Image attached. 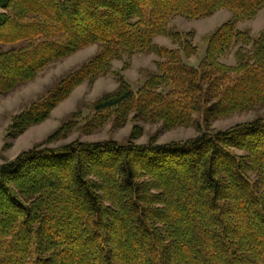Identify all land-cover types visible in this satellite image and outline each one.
Masks as SVG:
<instances>
[{
  "label": "trees",
  "instance_id": "16d2710c",
  "mask_svg": "<svg viewBox=\"0 0 264 264\" xmlns=\"http://www.w3.org/2000/svg\"><path fill=\"white\" fill-rule=\"evenodd\" d=\"M220 9L233 17L206 37L200 64L187 63L195 32L171 21ZM262 9L264 0H0V94L100 46L9 130L44 121L75 87L136 53H157L158 72L136 91L120 76L83 130L123 126L131 114L173 128L203 112L209 124L262 107L264 29L255 37L238 26ZM159 35L177 48L156 44ZM233 47L235 64L223 62ZM77 126L69 120L48 141ZM141 132L127 143L37 144L0 163V264H264V117L164 144L135 143Z\"/></svg>",
  "mask_w": 264,
  "mask_h": 264
},
{
  "label": "rangeland",
  "instance_id": "374dc122",
  "mask_svg": "<svg viewBox=\"0 0 264 264\" xmlns=\"http://www.w3.org/2000/svg\"><path fill=\"white\" fill-rule=\"evenodd\" d=\"M232 17L233 13L230 10L220 9L204 18L189 19L182 16L174 18L169 25L170 28L195 32L194 43L198 46V53L190 58H185V61L193 66H198L206 55V37ZM238 26L241 29L250 30L251 34L257 37L264 29V9L254 18L240 21ZM154 41L160 46L177 48V45L165 35L155 37ZM2 48L10 49L11 46L6 45ZM99 51L98 44L84 47L69 56L49 63L33 79L9 93L0 94V163L15 159L21 152L37 144L45 143L47 146L56 147L75 140L85 142L115 140L119 143H127L135 126L142 129L141 134L135 137V143L145 144L154 140L158 144H164L193 138L203 132L224 130L239 123L264 117V106H262L236 112L207 124L203 112H195L192 124L166 128L162 121L150 122L134 119L131 114L123 126H114L110 121L102 128L90 132L83 130L81 126L94 112V103L103 95L119 87L120 76L125 77L136 91L151 74L158 72L156 61L160 58L157 53H136L115 60L110 73L93 82L85 81L75 87L67 98L52 109L44 121L30 126L18 134L10 132L9 129L15 115L45 96L63 77L94 57ZM235 52L236 48L233 47L231 52L221 60L228 64H235ZM69 120L77 121V128L64 136L48 141L50 136Z\"/></svg>",
  "mask_w": 264,
  "mask_h": 264
}]
</instances>
